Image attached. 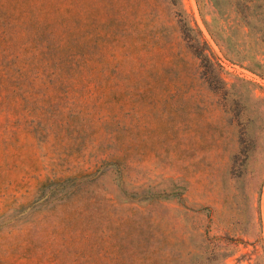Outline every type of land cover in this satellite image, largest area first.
I'll return each mask as SVG.
<instances>
[{
	"label": "rangeland",
	"instance_id": "obj_1",
	"mask_svg": "<svg viewBox=\"0 0 264 264\" xmlns=\"http://www.w3.org/2000/svg\"><path fill=\"white\" fill-rule=\"evenodd\" d=\"M0 264H264V0H0Z\"/></svg>",
	"mask_w": 264,
	"mask_h": 264
}]
</instances>
